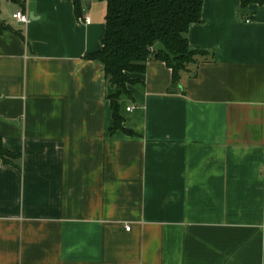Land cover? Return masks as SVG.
Returning a JSON list of instances; mask_svg holds the SVG:
<instances>
[{"label": "crops", "instance_id": "obj_1", "mask_svg": "<svg viewBox=\"0 0 264 264\" xmlns=\"http://www.w3.org/2000/svg\"><path fill=\"white\" fill-rule=\"evenodd\" d=\"M239 6L203 0L177 86L132 76L126 133L84 57L106 2L0 0V264H264V4Z\"/></svg>", "mask_w": 264, "mask_h": 264}, {"label": "trees", "instance_id": "obj_2", "mask_svg": "<svg viewBox=\"0 0 264 264\" xmlns=\"http://www.w3.org/2000/svg\"><path fill=\"white\" fill-rule=\"evenodd\" d=\"M17 1V0H12ZM76 17L81 16L85 0H70ZM106 2L105 33L101 40V49L88 53L84 57L97 60L104 66L106 82L111 91L107 100L114 119L112 130L120 129L129 133L122 126L120 103L132 99L130 88L141 85L133 75L143 74L151 58L164 61L171 69L172 84H179L182 73L191 72V67L205 50L191 48L187 42V32L191 24L202 21L203 0H102ZM263 5L264 0H240L239 11H244L242 18L251 19L249 6ZM3 26L0 23V30ZM160 42L174 56L156 52L154 45ZM170 87V88H171ZM15 154L6 150L0 139V158L11 162Z\"/></svg>", "mask_w": 264, "mask_h": 264}, {"label": "built area", "instance_id": "obj_3", "mask_svg": "<svg viewBox=\"0 0 264 264\" xmlns=\"http://www.w3.org/2000/svg\"><path fill=\"white\" fill-rule=\"evenodd\" d=\"M12 18L16 19L17 21L23 22V23L28 22L27 16L25 14H23L21 11H16L15 13H13ZM78 21L83 22V23H87V22H89V17H87V16L78 17ZM126 109L129 110L130 107H127ZM125 228H126V230H129L130 226H126Z\"/></svg>", "mask_w": 264, "mask_h": 264}, {"label": "water", "instance_id": "obj_4", "mask_svg": "<svg viewBox=\"0 0 264 264\" xmlns=\"http://www.w3.org/2000/svg\"><path fill=\"white\" fill-rule=\"evenodd\" d=\"M86 2L88 3V0H86ZM154 50L156 51V52H162V53H165L166 55H168L169 56V58L171 59V60H173L174 59V56L165 48V46L162 44V43H160V42H157L155 45H154ZM136 88H139V86L137 85V86H135Z\"/></svg>", "mask_w": 264, "mask_h": 264}]
</instances>
